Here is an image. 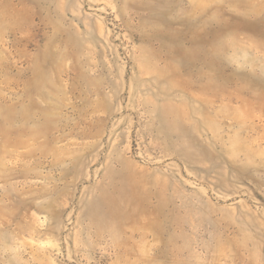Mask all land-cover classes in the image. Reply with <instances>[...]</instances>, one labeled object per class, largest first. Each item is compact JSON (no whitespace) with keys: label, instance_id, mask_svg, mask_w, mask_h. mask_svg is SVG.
<instances>
[{"label":"rangeland","instance_id":"374dc122","mask_svg":"<svg viewBox=\"0 0 264 264\" xmlns=\"http://www.w3.org/2000/svg\"><path fill=\"white\" fill-rule=\"evenodd\" d=\"M0 264H264V0H0Z\"/></svg>","mask_w":264,"mask_h":264}]
</instances>
